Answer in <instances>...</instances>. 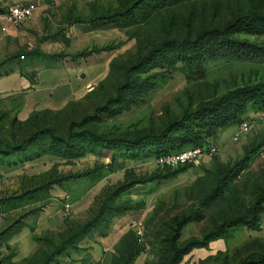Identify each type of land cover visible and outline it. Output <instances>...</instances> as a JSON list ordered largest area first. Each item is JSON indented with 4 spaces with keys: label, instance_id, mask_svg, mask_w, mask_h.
Masks as SVG:
<instances>
[{
    "label": "rangeland",
    "instance_id": "1",
    "mask_svg": "<svg viewBox=\"0 0 264 264\" xmlns=\"http://www.w3.org/2000/svg\"><path fill=\"white\" fill-rule=\"evenodd\" d=\"M42 2L25 25L24 46L0 63V74L59 67L74 78L93 74L92 87L26 122L0 109V160L17 164L44 150L55 158L43 168L26 162L33 175L1 173L0 264H238L264 256V93L246 101L241 119L251 126L237 140V124L215 129L214 157L177 171L156 164L157 147L183 135L192 141L179 148L206 142L201 109L234 88L264 83V59L182 61V51L169 47L141 61L164 40L194 39L261 12L264 0ZM144 145L149 151L138 152ZM79 149L81 156H62ZM55 210L56 222L38 228L39 214L47 221ZM233 219L241 222L224 224Z\"/></svg>",
    "mask_w": 264,
    "mask_h": 264
},
{
    "label": "trees",
    "instance_id": "2",
    "mask_svg": "<svg viewBox=\"0 0 264 264\" xmlns=\"http://www.w3.org/2000/svg\"><path fill=\"white\" fill-rule=\"evenodd\" d=\"M157 1V0H156ZM2 11V8H0ZM264 38V10L261 12L251 13L247 16L240 15L234 19L225 23L222 27L216 26L208 29H204L194 39H167L159 43L149 55L142 58L141 61L150 57V55L157 54L165 51L169 47H176L182 52L183 60H198L202 58H214V57H233L238 59H247L258 61L264 59V44L263 42L258 43L257 39ZM11 71H7L9 73ZM5 73V74H7ZM264 93V83H255L250 85H245L242 87L234 88L225 94L221 95L218 99L214 100L210 105L204 106L201 109V114L205 115L207 121L209 122L207 129L204 131L205 136L203 138H212V133L218 127H224L227 125L237 124L241 122V116L245 111V103L249 98H253L257 95H262ZM125 109H128L126 107ZM62 110V109H61ZM34 114V113H33ZM32 114V115H33ZM31 115V116H32ZM30 119V118H29ZM27 121V120H26ZM24 121V122H26ZM167 130H170L168 128ZM167 132V131H166ZM165 132V133H166ZM88 136L92 140L103 139V136L97 134L93 131H88ZM187 135H183L181 139L172 140L170 148L157 147L156 156H160L172 151H177L185 147L179 148L184 144L191 142L192 140L186 138ZM200 138V137H199ZM206 140V141H207ZM202 143H194L189 146L200 145ZM148 152L149 149L146 145L138 149V152ZM85 152L84 149L75 150L72 155L63 157L72 158L81 156ZM129 152V151H128ZM54 153L50 150L38 152L35 155L28 158V160H33L42 155ZM143 156H148L144 154ZM131 158H138V154L132 155ZM247 156L239 159L234 166H236V171L242 170L247 163ZM18 162V161H17ZM19 161L18 163H20ZM24 162V161H22ZM17 163V164H18ZM0 164L12 165L14 162L7 163L6 161L0 160ZM159 168V167H158ZM188 165L180 166L177 168H159L161 171L169 170H179L186 169ZM124 175L127 178H132L134 175V169L132 167L125 168ZM75 177H80L76 175ZM149 177L148 179H151ZM136 181L130 180L126 181L118 187L119 190H124L132 186ZM264 193V191H263ZM190 217H185L182 222H179L175 227L176 234L179 231L180 225L186 223ZM241 222L240 219L226 220L225 225L227 227L235 225ZM246 224V223H243ZM187 249L184 251V253ZM238 264H264V256L258 258H245Z\"/></svg>",
    "mask_w": 264,
    "mask_h": 264
},
{
    "label": "crops",
    "instance_id": "3",
    "mask_svg": "<svg viewBox=\"0 0 264 264\" xmlns=\"http://www.w3.org/2000/svg\"><path fill=\"white\" fill-rule=\"evenodd\" d=\"M4 1L9 3L36 1L39 4V8L44 3L42 2L43 0ZM36 14L37 11L31 19H36ZM29 21L21 26H15L0 18V63H3L16 49L24 46L26 39L25 25H28L30 23ZM2 27H5V30H2ZM82 73L84 74L83 77L80 76ZM70 74L59 67L39 68L36 65L30 66L28 70L23 72L12 70L7 74H0V109L12 113L21 122L28 120L35 112L61 110L79 98L82 90L90 84L89 82L93 78V74H91L90 79L87 80V71H80L75 78ZM54 160L53 155L45 154L33 160L18 164H0V175L3 172H16L15 170L18 168L24 172L25 170L23 169H25L24 165L26 162L30 164H41L43 168L44 164H48ZM24 174L33 175L36 172L27 173L25 171ZM43 213L41 212L39 214L40 216H38V228L54 224L57 219L56 217H59L57 210H55L47 221H43ZM16 241L18 240L16 239L13 242ZM20 249L23 250L22 247Z\"/></svg>",
    "mask_w": 264,
    "mask_h": 264
},
{
    "label": "built area",
    "instance_id": "4",
    "mask_svg": "<svg viewBox=\"0 0 264 264\" xmlns=\"http://www.w3.org/2000/svg\"><path fill=\"white\" fill-rule=\"evenodd\" d=\"M2 11H0V18L12 23L15 26H21L28 22L38 9L36 1H24L9 3L0 0ZM5 30V27H2ZM251 123L247 119H243L237 126L232 139L237 140L241 134L246 132ZM219 147L215 139H209L200 145L187 146L183 149L172 151L156 157V164L159 168H177L188 165V168L196 167L200 163L202 157L212 158L218 153ZM64 214H70V203L68 196H64L63 202Z\"/></svg>",
    "mask_w": 264,
    "mask_h": 264
},
{
    "label": "water",
    "instance_id": "5",
    "mask_svg": "<svg viewBox=\"0 0 264 264\" xmlns=\"http://www.w3.org/2000/svg\"><path fill=\"white\" fill-rule=\"evenodd\" d=\"M80 76L83 77L84 74L82 73ZM91 87H92V84H88V85H87V89H90Z\"/></svg>",
    "mask_w": 264,
    "mask_h": 264
}]
</instances>
